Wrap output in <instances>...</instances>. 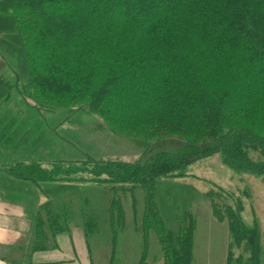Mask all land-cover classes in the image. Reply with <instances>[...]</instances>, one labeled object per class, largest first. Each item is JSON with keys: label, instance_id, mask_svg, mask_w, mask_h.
Instances as JSON below:
<instances>
[{"label": "trees", "instance_id": "obj_1", "mask_svg": "<svg viewBox=\"0 0 264 264\" xmlns=\"http://www.w3.org/2000/svg\"><path fill=\"white\" fill-rule=\"evenodd\" d=\"M0 14L13 19L29 72V83L20 87L18 77L12 82L0 70V110L17 90L38 111L87 112L115 135L151 143L135 162L88 156L0 167L47 199L32 216L33 240L15 264L57 249V238L71 234L79 214L86 241L99 234L96 210L86 215L71 197L52 201L41 191L43 184L60 182L113 191L109 264H116L127 228V195L134 199L136 229L142 232L135 264H149L152 233L164 264H195L197 218L193 211L180 213L178 231L169 230L156 202L157 183L217 155L233 172L264 181V0H0ZM167 139L185 144L174 153L154 152L155 142ZM217 189L203 197L213 218L228 225L225 264H263L258 222L248 225L241 199ZM138 190L145 192L140 219ZM83 203L91 205L89 199Z\"/></svg>", "mask_w": 264, "mask_h": 264}, {"label": "rangeland", "instance_id": "obj_2", "mask_svg": "<svg viewBox=\"0 0 264 264\" xmlns=\"http://www.w3.org/2000/svg\"><path fill=\"white\" fill-rule=\"evenodd\" d=\"M2 60L6 62L4 66L0 65V70L5 71V79L13 82L18 77L20 87L29 83L24 44L15 33L12 17L0 14V64ZM12 94L11 100L3 104L0 110V167L17 160H34L51 165L57 160H82L88 156L135 162L151 144L115 135L106 128L100 117L87 112L74 109L49 112L40 107L42 110L38 111V106L30 99L28 104L17 90ZM184 144L178 139L161 140L155 142L154 152L174 153ZM4 177L14 181L4 172H0V179ZM18 183L32 190L31 194H26L28 201L37 200L39 197H42L41 201H46L45 196L40 193L36 196L33 185ZM217 188L226 193H233L241 199L244 206L243 219L248 225L258 222L264 250V181L258 176L233 172L217 155L192 164L179 178H162L157 183L156 202L169 230L178 231L180 213L193 211L197 218L195 264L226 263L230 243L228 225L213 218L210 203L203 197L212 189L218 191ZM41 191L47 193L52 201L69 196L74 200L79 212H85L87 215L92 208L100 215V232L90 241H86L81 230L85 220L83 216L79 214L73 220L71 232L74 233L72 237L76 251L71 257H60L72 260L73 264H109L112 244L107 210L114 197L113 191L91 183L64 182L43 184ZM135 197L140 219L141 214L145 212V192L138 190ZM84 199H89L91 205L84 204ZM133 200L131 195L123 198L127 228L120 235L116 264H135L142 254V232L141 229H136ZM138 225H142V219ZM65 236L69 237V234ZM57 242L63 248L72 245L71 237H58ZM149 255V264H164L165 258L155 233L151 234Z\"/></svg>", "mask_w": 264, "mask_h": 264}, {"label": "crops", "instance_id": "obj_3", "mask_svg": "<svg viewBox=\"0 0 264 264\" xmlns=\"http://www.w3.org/2000/svg\"><path fill=\"white\" fill-rule=\"evenodd\" d=\"M27 193L31 194L32 190L25 185L10 181L5 177L0 179V264L21 263L23 255L20 250L25 246V243L33 240L32 216L47 202V199L44 197L46 200L44 202L41 201L42 197L36 198L32 194L37 200L28 201ZM82 233L85 237L83 231ZM73 235L74 233L71 232L69 237L59 236L61 239L71 237V247L63 248L58 245L57 249L34 253L31 263L26 260L23 264H73L72 260L60 257L63 255L71 257L72 253L76 251Z\"/></svg>", "mask_w": 264, "mask_h": 264}]
</instances>
